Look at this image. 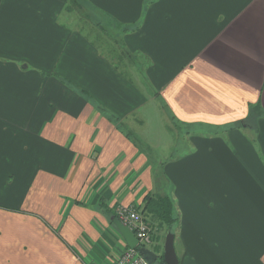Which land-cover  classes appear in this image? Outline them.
<instances>
[{
  "label": "crops",
  "instance_id": "obj_1",
  "mask_svg": "<svg viewBox=\"0 0 264 264\" xmlns=\"http://www.w3.org/2000/svg\"><path fill=\"white\" fill-rule=\"evenodd\" d=\"M147 194L179 264H264V0H0V264H112Z\"/></svg>",
  "mask_w": 264,
  "mask_h": 264
},
{
  "label": "built area",
  "instance_id": "obj_2",
  "mask_svg": "<svg viewBox=\"0 0 264 264\" xmlns=\"http://www.w3.org/2000/svg\"><path fill=\"white\" fill-rule=\"evenodd\" d=\"M117 217L129 227L139 239L140 246H148L153 242L154 226L146 220L142 212L134 205H119ZM112 264H152L138 248L129 247Z\"/></svg>",
  "mask_w": 264,
  "mask_h": 264
},
{
  "label": "rangeland",
  "instance_id": "obj_3",
  "mask_svg": "<svg viewBox=\"0 0 264 264\" xmlns=\"http://www.w3.org/2000/svg\"><path fill=\"white\" fill-rule=\"evenodd\" d=\"M171 121V118H169ZM168 120L169 124H172L176 127L174 130V133L169 131V135H166L164 133V130L166 129V124L164 123H158L157 120L151 119L150 122H146L142 127L141 132H144L142 135H138L139 139L143 138V144L144 147H147L148 145L146 143H153L155 150H152V155L155 156V153H158L160 157H166L172 155H176V153H180L181 149L179 146H181L184 142L188 141V132L191 129H187L185 126H178L176 122H170ZM198 130V129H196ZM140 133V132H139ZM172 133V135H170ZM140 141V140H139ZM169 149V150H168ZM171 153V154H170ZM163 178V173L160 174V180H157V182H160ZM170 187L165 186V191H169ZM176 227V224L173 225V228ZM150 246V244L148 245ZM151 247V246H150Z\"/></svg>",
  "mask_w": 264,
  "mask_h": 264
},
{
  "label": "water",
  "instance_id": "obj_4",
  "mask_svg": "<svg viewBox=\"0 0 264 264\" xmlns=\"http://www.w3.org/2000/svg\"><path fill=\"white\" fill-rule=\"evenodd\" d=\"M114 224L117 227L120 234L126 239L127 244L131 248H138V250L150 259L154 263L158 259V254L146 246L139 245V239L135 233L121 222L119 218L114 219ZM164 259L167 264H179V258L177 256L175 248V234L169 231L166 235L165 248H164Z\"/></svg>",
  "mask_w": 264,
  "mask_h": 264
},
{
  "label": "trees",
  "instance_id": "obj_5",
  "mask_svg": "<svg viewBox=\"0 0 264 264\" xmlns=\"http://www.w3.org/2000/svg\"><path fill=\"white\" fill-rule=\"evenodd\" d=\"M144 212L149 215V217L145 216V218L154 225V228L157 226L153 223L158 222L166 225L172 231V226L177 220L175 202L167 194H147Z\"/></svg>",
  "mask_w": 264,
  "mask_h": 264
}]
</instances>
